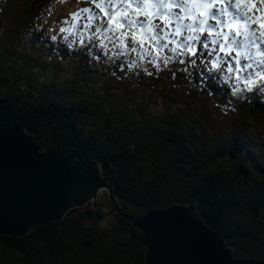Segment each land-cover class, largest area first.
<instances>
[{
	"label": "trees",
	"instance_id": "1",
	"mask_svg": "<svg viewBox=\"0 0 264 264\" xmlns=\"http://www.w3.org/2000/svg\"><path fill=\"white\" fill-rule=\"evenodd\" d=\"M72 3L0 0V127L24 126L43 150L56 147L97 160L126 211L193 202L235 256L264 257L259 103L233 101L237 111L224 114L216 105L225 104L227 89L225 94L217 89L214 97L201 94L185 73L176 81L142 74L137 83L111 76V68L101 74L82 56L70 59L68 74L47 65L36 54V40L44 33L32 30L41 24L47 25L45 32L58 28L61 16L67 19L76 6L69 7ZM64 28L58 35L69 33ZM81 62L87 71L79 70ZM94 207L34 226L25 236L0 234V264H146L141 231L128 218L114 227L121 232L110 230ZM124 240L131 244L121 250L133 252L127 258L115 248Z\"/></svg>",
	"mask_w": 264,
	"mask_h": 264
},
{
	"label": "snow or ice",
	"instance_id": "2",
	"mask_svg": "<svg viewBox=\"0 0 264 264\" xmlns=\"http://www.w3.org/2000/svg\"><path fill=\"white\" fill-rule=\"evenodd\" d=\"M85 5L69 14L79 25L75 46L61 44L56 29L45 32V24L32 30L44 33L37 46L52 48L62 62L65 54L87 57V67L111 68L110 75L120 80L146 74L176 81L185 73L201 94L214 97L217 89L221 94L227 89L225 104L216 105L224 114L237 111L233 101L264 104V13H254L253 0H85ZM21 149L34 162L48 158L25 138ZM146 230L151 234L150 226Z\"/></svg>",
	"mask_w": 264,
	"mask_h": 264
},
{
	"label": "water",
	"instance_id": "3",
	"mask_svg": "<svg viewBox=\"0 0 264 264\" xmlns=\"http://www.w3.org/2000/svg\"><path fill=\"white\" fill-rule=\"evenodd\" d=\"M21 138L30 142L37 155L48 156L47 160L32 161L22 152ZM40 148L24 127H0L1 235L25 236L31 227L62 219L92 197L95 201L104 188L118 209L97 161L78 159L58 148ZM103 215L96 208L95 216L101 219ZM127 216L143 233L139 241L146 248V264H264V257L235 256L224 235L207 224L195 203L172 202L141 216ZM149 226L151 234L146 230Z\"/></svg>",
	"mask_w": 264,
	"mask_h": 264
},
{
	"label": "rangeland",
	"instance_id": "4",
	"mask_svg": "<svg viewBox=\"0 0 264 264\" xmlns=\"http://www.w3.org/2000/svg\"><path fill=\"white\" fill-rule=\"evenodd\" d=\"M259 6H261V7H264V0H259ZM29 44H31L32 46H33V44H32V39L31 40H28L27 41ZM15 46L16 47H24V45L22 44V45H19L17 42L15 43ZM34 48V47H33ZM61 63V65H64V66H66L67 64L63 61H61L60 62ZM65 73H70V69L69 70H67L66 68L63 70ZM262 107V106H261ZM260 110H264V107L263 108H261ZM263 123H264V117H263ZM41 149V148H40ZM148 159H144L143 161H142V163H144V162H146ZM141 165H143V166H146L145 164H141ZM108 193L105 191V190H103V191H101L99 194H97L96 195V201H95V203H96V205H97V207L98 208H100L101 209V206L100 205H106V202H107V198H108V195H107ZM88 201H90V200H88ZM89 203H83V207L85 206H87ZM157 209H160L161 208V206H158V207H156ZM101 210H104V209H101ZM147 210V209H146ZM108 215H109V217H108ZM108 215H107V220H106V223H105V226L107 225L108 226V228H110L111 226H113L114 224H115V222L116 221H113V217L111 216V213H108ZM104 217H106V216H102V218H104ZM125 229H126V227H125ZM250 229V228H249ZM139 237V236H138ZM140 238V237H139ZM228 242V241H227ZM124 243H125V245H124ZM128 244H131V242H128V243H126L125 241H122L121 242V244H120V242L118 243V246L116 245V249H117V255H121V256H123V257H125V258H127V254H131V253H133L132 252V250L131 249H126V250H121V248H122V245H124V246H127ZM136 245H137V243H136ZM137 248H139V249H142L143 247L141 246V245H138V247ZM139 249H137V250H139ZM114 253V252H113ZM86 257H88V254L87 253H83ZM82 264H89V263H87L86 261L85 262H83ZM90 264H92V263H90Z\"/></svg>",
	"mask_w": 264,
	"mask_h": 264
},
{
	"label": "flooded vegetation",
	"instance_id": "5",
	"mask_svg": "<svg viewBox=\"0 0 264 264\" xmlns=\"http://www.w3.org/2000/svg\"><path fill=\"white\" fill-rule=\"evenodd\" d=\"M123 205H125V204H121L120 203V207H119L118 210H115V209L112 210L113 209V205H111V203L108 200L106 202V205H104V204L103 205H100L101 206V209H104L105 212H109L110 210H112L111 211V216L113 217V221H116V222H115V224L113 226H111L109 228L110 230H114V231H117V232H121L120 230H118V229H116L114 227H116L117 225L123 223L124 222L123 221L124 219H127V217H125V214H128L129 211H126L125 209H123L122 208ZM125 207H127V205H125ZM108 217H109V215H108ZM108 217L107 216L105 217L103 223H106V220H107ZM106 227L108 228V226H106ZM121 239H123V238H121Z\"/></svg>",
	"mask_w": 264,
	"mask_h": 264
},
{
	"label": "clouds",
	"instance_id": "6",
	"mask_svg": "<svg viewBox=\"0 0 264 264\" xmlns=\"http://www.w3.org/2000/svg\"><path fill=\"white\" fill-rule=\"evenodd\" d=\"M103 190H105L107 193H108V190L107 189H101L100 190V192L101 191H103ZM111 190H112V188H111ZM112 194H113V191H112ZM108 195V194H107ZM114 205V204H113ZM115 206V205H114ZM151 208H156V207H151ZM151 208H148L147 210H145V211H143V213L142 214H140V212L139 213H135V214H133V216H135V217H137V216H141V215H143V214H145L149 209H151ZM161 208H164V207H161ZM140 209H142V207H140ZM76 210H77V208H76ZM76 210H74V211H76ZM68 212H73V211H68ZM67 212V213H68ZM67 213H65L64 214V216L67 214ZM128 219H130V217H128ZM130 221H131V224L132 225H134L133 224V222H132V219H130ZM35 226H37V225H35ZM135 226V225H134ZM34 227V226H33ZM33 227H31V228H33ZM136 227V226H135ZM31 228L29 229V231L31 230ZM137 228V227H136ZM139 229V228H138ZM140 230V229H139ZM141 231V230H140ZM142 233V232H141ZM143 234V233H142ZM142 236V235H141ZM141 236H139V237H141ZM225 237V236H224ZM225 239H226V237H225ZM125 241V240H124ZM226 241H227V239H226ZM127 243V242H126ZM228 243V242H227ZM229 244V243H228ZM125 245V244H124ZM124 245H122V247H124ZM142 246H144L143 244H142ZM145 247V246H144ZM145 250H146V248H145ZM260 257V256H259ZM144 258H145V253H144Z\"/></svg>",
	"mask_w": 264,
	"mask_h": 264
},
{
	"label": "bare ground",
	"instance_id": "7",
	"mask_svg": "<svg viewBox=\"0 0 264 264\" xmlns=\"http://www.w3.org/2000/svg\"><path fill=\"white\" fill-rule=\"evenodd\" d=\"M255 6H258V3H257V1H256V4H255ZM33 42V41H32ZM43 49V48H42ZM46 54L48 55V53H47V51H46ZM89 157H87L86 159H88ZM90 159H93V158H90ZM95 160V159H94ZM95 161H97V160H95ZM97 163H99L98 161H97ZM99 167H100V165H99ZM100 170H102V169H100ZM101 187V186H100ZM100 187H98L99 189H100ZM99 189H98V191H99ZM100 193V191L99 192H97V194H99ZM90 201H87L86 203H94L95 201H96V197H95V201H94V198L92 197V198H90L89 199ZM81 207H83V206H79V207H77V208H81ZM94 209H96V207H94Z\"/></svg>",
	"mask_w": 264,
	"mask_h": 264
}]
</instances>
